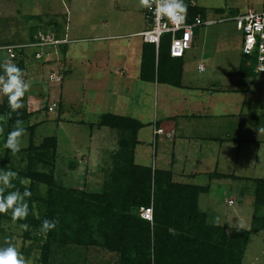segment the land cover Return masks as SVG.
<instances>
[{
	"label": "rangeland",
	"instance_id": "obj_1",
	"mask_svg": "<svg viewBox=\"0 0 264 264\" xmlns=\"http://www.w3.org/2000/svg\"><path fill=\"white\" fill-rule=\"evenodd\" d=\"M194 2L205 10L207 20L216 23L196 32L195 43L184 58L182 83L186 88H179L137 77L143 41L128 35L148 24L147 8L141 7L139 0H0V63L8 59L17 64L31 84L21 109L35 110L34 101H29L35 89L41 97L47 93L50 104L57 105L52 112L40 111L23 122L26 133L21 151L10 153L5 164L0 163V171H18L27 166L24 150L34 125L37 146L44 138H57L56 183L79 194H101L117 163L114 156L120 150V133L90 124L103 113L129 116L144 124L138 132L137 164L164 170L176 157L179 170L184 166L182 155H187V172L197 171L196 183L207 186L212 198L215 196L219 215L210 216V222L222 225L229 233L251 229L256 217L254 181L264 178V132H260L264 129V74L247 66L254 61L242 55L243 34L232 18L248 7H260L264 0ZM32 33L37 42L45 43L39 48L41 58L34 55L35 48L26 46ZM110 35L127 36L105 38ZM8 45H16V52L24 50L13 60L3 49ZM200 64L206 66L205 72H198ZM165 66L161 63V75ZM50 74L63 76V81L51 83ZM4 99L7 96L0 93V102ZM196 100L200 101L190 108L191 101ZM186 109H195L198 115L214 114L213 125H209L211 121L207 125L208 130L215 129L217 141L208 144L202 153L200 148H189L191 144L188 148L181 145L180 149L177 144L173 149L174 135L154 133L163 119ZM7 127L0 120V161L6 154ZM228 139L237 140L220 150L221 143ZM217 172H236L243 177L214 185L210 175ZM46 190L41 187L43 194ZM231 199L233 205L228 203ZM60 217H56V242L52 243L47 264H120V254L102 246L104 238L95 227L84 232L83 226L93 222H82L71 213ZM3 227V247L11 239L31 264H42L41 245L46 235L30 239L14 222H4ZM243 264H264V230L252 234Z\"/></svg>",
	"mask_w": 264,
	"mask_h": 264
},
{
	"label": "trees",
	"instance_id": "obj_2",
	"mask_svg": "<svg viewBox=\"0 0 264 264\" xmlns=\"http://www.w3.org/2000/svg\"><path fill=\"white\" fill-rule=\"evenodd\" d=\"M197 15L203 21L207 19L203 8H188L189 21H194ZM204 26L207 25L198 26L195 34ZM37 41L32 33L29 44ZM194 43L195 38L192 46ZM170 44V35L163 37L158 51L154 45L143 43L140 66V78L143 81L156 80L169 86H183L184 58L191 49L184 58H172ZM9 46L12 45L6 47ZM23 50H15V55ZM38 52L35 48L34 55ZM161 63L166 65L162 75ZM50 75L51 83L63 81V76L59 82L52 81ZM39 93L35 89L29 96V101H34L36 105L34 111L20 109V116L13 113L11 119L7 117V113L11 111L8 99L0 102V120L8 126L7 134L17 118L26 122L40 111L52 112L56 108L57 105L50 109L55 103L50 104L47 93L42 97ZM90 126L107 127L120 133V150L114 156L117 163L110 173L107 188L101 194L91 195L79 194L56 183L54 169L57 138H44L37 146L33 138L35 126L30 127L31 141L24 150L27 166L18 171L13 169L18 173L17 178L12 181L14 187L5 189V195L16 189L23 192L25 187L32 193L30 198H26L29 215L25 220L15 222L30 226L29 231H24L26 237L36 239L38 235L44 234L40 231V226L45 218H63L71 213L82 222L88 219L93 222L89 227L83 226L84 232L87 233L89 228L95 227L104 238L102 246L120 254V264H243L252 234L264 230V178L254 181L256 217L252 228L229 233L223 226L210 224L208 215L199 209L200 195L209 191L207 186L175 182L172 171L135 162L136 147L139 144L138 132L144 127L141 121L129 116L103 113ZM5 151V157L0 161L2 165L11 153L8 149ZM226 177L229 176L220 173L210 175L212 179ZM21 181H25V184ZM42 186L46 187V194L41 191ZM151 203L154 206L152 224L138 216L139 209L147 208ZM4 222L13 223L10 211L0 214V247H3L1 239L5 234ZM44 235L46 239L41 245L42 264H47L52 243L56 242L54 229Z\"/></svg>",
	"mask_w": 264,
	"mask_h": 264
},
{
	"label": "clouds",
	"instance_id": "obj_3",
	"mask_svg": "<svg viewBox=\"0 0 264 264\" xmlns=\"http://www.w3.org/2000/svg\"><path fill=\"white\" fill-rule=\"evenodd\" d=\"M139 5L143 8L152 9L155 5V14L161 17H167L170 21L177 20L182 14L186 12V5L184 0H139ZM251 66V65H250ZM0 69L3 74H0V93L7 96L8 107L11 111L7 113L9 119L12 114L16 113L17 117L20 116L19 110L24 107L22 98L30 88V84L24 79V71L15 63L5 59L0 63ZM264 132V129H260ZM0 133L3 129L0 128ZM26 133L23 127V121L19 118L15 120L14 126L8 132L4 147L13 155L21 151L22 138ZM18 173L12 170L0 171V214H7L11 212V219L15 223L18 220H25L29 215V204L26 198L32 196L28 187H25L21 192L19 189L9 191L5 195L6 188H13L12 181L17 178ZM25 184V181H21ZM58 220L45 218L40 226V231L47 234L49 231L56 228ZM22 231H29L30 226L27 223L19 225ZM241 227H243L241 225ZM4 247H0V264H31L20 250L11 242V239L6 241Z\"/></svg>",
	"mask_w": 264,
	"mask_h": 264
},
{
	"label": "built area",
	"instance_id": "obj_4",
	"mask_svg": "<svg viewBox=\"0 0 264 264\" xmlns=\"http://www.w3.org/2000/svg\"><path fill=\"white\" fill-rule=\"evenodd\" d=\"M186 5V12L177 20L170 21L167 17H161L155 14V5L152 9H147L146 20L147 28L138 33L143 43L152 44L156 50H159L162 39L166 35L171 36L170 55L172 58H184L186 53L191 49L195 38V29L202 25H213L215 20L203 21L200 15H197L194 21L188 20V8L196 7L194 0H184ZM236 23L237 30L243 34L242 54L247 58H252L253 63H249L253 69L259 73L264 74V2L258 8L248 7L243 13H239L232 18ZM221 21V20H220ZM223 21V20H222ZM221 21V22H222ZM61 43V42H58ZM57 43V44H58ZM45 43L28 44L27 47L39 48ZM47 45V44H46ZM16 46L4 47L11 59L15 58ZM38 58L43 56L42 52L36 54ZM199 71L204 70V66L200 65ZM50 79L55 82L61 81L62 77L57 74H51ZM56 105L51 106V110ZM162 130L155 131L156 134L161 133ZM229 205H233V200L228 201ZM153 203L149 207H141L139 209V216L146 221L153 223Z\"/></svg>",
	"mask_w": 264,
	"mask_h": 264
},
{
	"label": "crops",
	"instance_id": "obj_5",
	"mask_svg": "<svg viewBox=\"0 0 264 264\" xmlns=\"http://www.w3.org/2000/svg\"><path fill=\"white\" fill-rule=\"evenodd\" d=\"M146 28H147V25H146L145 29ZM145 29L139 30L137 33L129 34L128 36H137L138 33L144 31ZM125 36H127V35H125ZM125 36H123V35H118V36L110 35V36L105 37V38L119 39V38H123ZM103 38L104 37H99L98 40L103 39ZM73 41H75V40H73ZM63 44H67V42L66 43L64 42ZM65 48L66 47H64V49ZM141 50H142V47H141ZM124 65L128 68V64L125 63ZM200 65H202V64H200ZM140 66H141V62H140ZM199 66L197 67V70H198ZM203 66H205V65L203 64ZM140 68L141 67H139L138 73H137V77L139 79H140ZM203 71L204 72L206 71V66H205ZM203 71L198 70V72H200V73ZM121 73H124V72L121 71ZM181 88H186V87L182 86ZM206 92L208 94L209 93L212 94L211 91H209V90H207ZM199 101H197V100H196V102L191 101L190 108H192L193 105L195 103H198ZM198 114L199 113L195 109H192V111L187 110V109L182 110L180 115H177L173 118L163 119L164 122L161 121L162 122L161 127L160 126L157 127L156 130L154 129V133L157 130H162V132H167L169 135H174L173 146H172L173 149H175L177 144H178L179 149H180L181 145H185L186 146L185 148H188V146H190V144H191V146L189 148H194V149H195V147L200 148V153H202L203 150H206V147L208 144L213 143L217 140L215 137L216 136L215 129L214 130L213 129L208 130V126L210 124H211V126L213 125L214 114L213 113L211 114L209 112H202V115H198ZM196 120H202V121H204L205 124H202V123L199 124V122H197ZM208 121H211V122H209V125H207ZM193 126H196V127H193ZM161 133H159V134H161ZM168 134H166V136ZM236 140L237 139H228V141L224 140L223 143H221V145L219 146L220 150H222L223 146L226 145L227 143H230V142L236 141ZM229 156H230V154H229ZM182 157L183 158L181 159L180 162L184 164L183 168H181L179 165L180 169L177 170L176 157H175V159L173 157L172 161L170 162V167H166L164 170L172 171L173 179L175 182H177L176 180L178 179L183 183L204 186V185H201L199 183H196V180L198 179L197 178V176H198L197 171L193 170L191 172H187L185 164H186L187 160L189 161V157H187V155L185 157H184V155H182ZM217 173L224 174V175H227L229 177L228 178L227 177L221 178V179L220 178H213V179L211 178L214 181V183H213L214 185L215 184L220 185L217 182L229 181V179H236L237 178L236 180H241V178L243 177L239 174H236V172L235 173L217 172ZM181 182H179V183H181ZM212 195L210 194V190H209V192L203 193L200 195L199 209L208 215L209 223L212 225H215L212 222H210V216H212L213 214H215V215L217 214L216 216H218L219 210H217L218 205L216 204L217 202H215L216 201L214 198L215 196L212 198ZM231 200H233V199H231ZM225 220L227 221V219H225ZM227 222H230V221H227Z\"/></svg>",
	"mask_w": 264,
	"mask_h": 264
}]
</instances>
